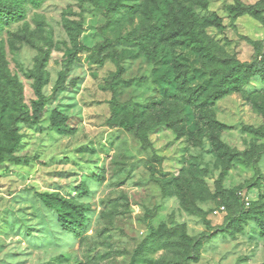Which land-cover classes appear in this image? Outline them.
Wrapping results in <instances>:
<instances>
[{"label":"rangeland","instance_id":"rangeland-1","mask_svg":"<svg viewBox=\"0 0 264 264\" xmlns=\"http://www.w3.org/2000/svg\"><path fill=\"white\" fill-rule=\"evenodd\" d=\"M2 1L18 18L0 19V141L15 143L0 264H264V74L207 101L234 62L264 59V0ZM190 11L212 59L171 35ZM39 78L46 115L30 126ZM61 200L88 209L78 235Z\"/></svg>","mask_w":264,"mask_h":264},{"label":"trees","instance_id":"trees-1","mask_svg":"<svg viewBox=\"0 0 264 264\" xmlns=\"http://www.w3.org/2000/svg\"><path fill=\"white\" fill-rule=\"evenodd\" d=\"M204 8L207 9V6H204ZM132 11L136 12L138 10L133 9ZM238 12L240 15H242L250 13V10L240 6L238 8ZM189 14V18L191 19L189 23L179 18V15L174 14L173 23L175 26L171 30H175V32L171 34L172 37H176L178 35L185 37L184 43L186 47L191 48L198 54L212 59L213 57L211 56L212 54L210 52V47H212V45H210L208 38L204 33L197 31L200 30L199 28L201 27L199 17H197L192 11H190ZM2 17L6 21H14L18 18V12L13 7L6 5L2 0H0V19ZM212 23L216 24L217 26H221L220 20L218 18L213 19ZM163 26L165 25L163 24ZM163 26L158 28V25H156L154 28L164 30ZM261 74H264V59L252 65L234 62V65L230 68V71L223 72L222 77L218 80L214 96L209 97L207 101H211V103H213L214 101L219 100L227 95L232 89L233 91H236L238 89V83L242 80L243 76H255ZM45 83L46 80H43L42 78H39L35 82L34 93L36 99L33 102L32 113L29 116H25L24 118V121L30 126H36L44 119L46 115L47 103L43 93V86ZM202 92L203 89L196 91L193 94V99L197 101L201 97ZM50 125L59 134L66 136L72 135L75 132V130L68 125V117L57 110H54L51 113ZM210 125L220 129H224L226 127L215 121H211ZM14 147L15 143H11L7 146L0 141V164H2L7 159V151L12 150ZM238 200L246 209H251L253 206L251 203L249 207H246L242 197L240 196V193L238 194ZM220 206H224L227 211V207L225 205L220 204L217 207ZM52 208L56 209L59 215L61 226L65 231L73 235H78L84 229V213L88 210L86 207L77 205L69 200H61L59 207L52 205ZM261 227L264 230V223L261 224Z\"/></svg>","mask_w":264,"mask_h":264},{"label":"built area","instance_id":"built-area-1","mask_svg":"<svg viewBox=\"0 0 264 264\" xmlns=\"http://www.w3.org/2000/svg\"><path fill=\"white\" fill-rule=\"evenodd\" d=\"M240 196L242 197L244 203H245V206L246 207H249L251 205V201L249 198L246 197V195L244 193H240ZM226 212V208L224 206H220V207H216L214 210H213V215L214 216H220L221 214L225 213Z\"/></svg>","mask_w":264,"mask_h":264}]
</instances>
